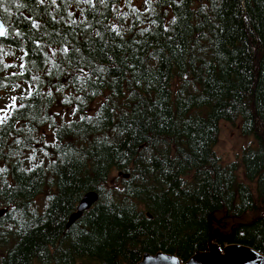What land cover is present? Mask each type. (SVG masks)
<instances>
[{"label":"trees","instance_id":"16d2710c","mask_svg":"<svg viewBox=\"0 0 264 264\" xmlns=\"http://www.w3.org/2000/svg\"><path fill=\"white\" fill-rule=\"evenodd\" d=\"M0 19V87H26L0 124V264H183L214 231L264 254V0H3ZM221 121L256 140L240 160L215 153Z\"/></svg>","mask_w":264,"mask_h":264},{"label":"water","instance_id":"95a60500","mask_svg":"<svg viewBox=\"0 0 264 264\" xmlns=\"http://www.w3.org/2000/svg\"><path fill=\"white\" fill-rule=\"evenodd\" d=\"M0 24L7 30V26L0 19ZM4 36H0L3 38ZM98 199V193L94 190L86 191L81 199L78 201L75 210L69 215L66 221V227H69L75 220H77L82 213L90 208ZM4 210H0V215ZM210 226V224H209ZM220 236V234H212L208 239V252L210 257L203 258L198 255L191 256L183 264H264V254L260 251L243 244L230 243L227 244L221 252L216 247H213V238ZM137 264H182L181 260L173 255L164 252H157L156 254L145 253Z\"/></svg>","mask_w":264,"mask_h":264},{"label":"rangeland","instance_id":"374dc122","mask_svg":"<svg viewBox=\"0 0 264 264\" xmlns=\"http://www.w3.org/2000/svg\"><path fill=\"white\" fill-rule=\"evenodd\" d=\"M6 64L10 65L11 71L19 72L22 68L19 63L15 61L14 57H7L5 60ZM26 90L25 83L18 82L14 88L0 87V109H6L7 105L13 103L12 98L15 97L17 101V96L24 93ZM16 103V102H15ZM4 112H0V116H3ZM256 145V140L253 135H243L240 131L238 122L236 124H231L226 121L220 122V130L214 145V150L217 156L220 158L223 164H226L232 160H240L242 151L248 147H254ZM122 176L119 172H112L110 178L111 181H116L117 178ZM237 180L245 181L242 169L239 167L237 170ZM46 195V190L40 193L36 197V201L39 205L42 204L44 196ZM212 234H220L219 231H214ZM213 247L218 248L221 252L224 249L213 245ZM204 256L210 257L208 250L204 254H199L198 257L203 258Z\"/></svg>","mask_w":264,"mask_h":264},{"label":"snow or ice","instance_id":"6c2138e0","mask_svg":"<svg viewBox=\"0 0 264 264\" xmlns=\"http://www.w3.org/2000/svg\"><path fill=\"white\" fill-rule=\"evenodd\" d=\"M2 2H3V0H0V3H2ZM43 2H44V0H40V3H43ZM83 2H85V3H92V0H83ZM101 2H105V0H101ZM145 2L146 3H149L150 0H145ZM51 3L52 4H55L56 3V0H51ZM174 22L175 21L173 20V23ZM32 27L36 28V27H39V25L35 21H33ZM6 34H7V30L4 28V26L2 24H0V36H5ZM63 51L64 52H67L68 49L67 48H64ZM6 67H9V65H6ZM49 95H51V93H49ZM12 100H13V103L10 104V105H7L6 106L7 109H11V108L14 107L15 102H16V98L13 97ZM21 107H23V105H21ZM0 112H4V115L3 116H0V124H3V123L6 122V120L9 117H8V113H7L6 109H0ZM33 159H34V157H33ZM3 171H5V169L4 168H0V172H3Z\"/></svg>","mask_w":264,"mask_h":264}]
</instances>
